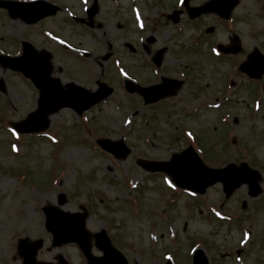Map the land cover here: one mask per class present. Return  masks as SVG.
I'll return each instance as SVG.
<instances>
[{"label":"rangeland","instance_id":"obj_1","mask_svg":"<svg viewBox=\"0 0 264 264\" xmlns=\"http://www.w3.org/2000/svg\"><path fill=\"white\" fill-rule=\"evenodd\" d=\"M51 1L65 9L34 25L0 9V55L16 54L28 39L52 53V75L63 84L75 82L95 90L106 72L118 86L113 95L83 114L62 108L50 114L43 133L20 135L13 124L36 109L38 90L30 79L0 62L4 83L0 90V264H19L17 243L25 237L44 240L37 259L54 261L62 254L75 264H86L76 243L52 245L42 210L49 205L71 212L86 206V228L92 234L106 229L130 264H164L169 255L177 264H192L189 254L196 245L204 248L207 264H264V75L249 86L233 65L246 60L256 47L264 53V0H237L231 22L215 13L190 19L185 10L178 12V23L170 19L156 30L152 11H161L154 8L156 0L142 1L149 5L150 19L137 26L130 0H124L121 9L99 0L95 29L75 24L70 17L82 15V0ZM207 1L191 0L190 6ZM46 30L69 48L63 50ZM235 33L241 50L220 55L217 43H235ZM147 35L158 38L149 46L162 52L159 72L189 73L174 95L156 105H145L138 94H127L117 77L121 62L141 82L156 78L147 68V50L141 45ZM126 41L135 46L133 53ZM79 49L92 56L81 53L83 60L76 55ZM99 137L123 138L131 152L117 159L97 145ZM190 143L212 167L248 161L262 173V192L252 197L244 184L225 199L217 183L196 196L177 188L163 172L148 171L137 163L169 160ZM62 193L64 203L59 202ZM246 229L251 231L248 242L242 240ZM92 241L93 253L101 255L94 236ZM151 255L157 259H150Z\"/></svg>","mask_w":264,"mask_h":264},{"label":"water","instance_id":"obj_2","mask_svg":"<svg viewBox=\"0 0 264 264\" xmlns=\"http://www.w3.org/2000/svg\"><path fill=\"white\" fill-rule=\"evenodd\" d=\"M188 1L186 0V3ZM235 3L236 0H211L204 6L192 8L190 12L196 15L214 10L228 17ZM0 6L7 7L11 15H20L28 22H34L57 11L56 6L44 0L32 3L0 1ZM95 11L96 8L92 11V14ZM220 48L224 49L221 45ZM238 49L240 47H234L232 50ZM1 61L4 65L22 70L25 75L39 83L42 89L38 109L30 113L26 121L16 124L17 129L21 132L37 131L46 128L49 123L48 115L62 107H72L78 113H82L85 109L112 92L111 88L108 90L101 88L96 93H90L73 83L67 85L69 90H63L58 79L49 78L47 75L49 68L36 61L28 45H26V53L23 57L14 60L11 58H2ZM242 69L248 71L252 76L261 77L264 73V55L258 49H255L249 55V60L242 65ZM46 78H49L50 81ZM0 86L2 87V82ZM136 88L146 96L147 101L157 99L163 92L160 86L148 88L138 86ZM99 144L119 158L126 157L130 152L122 141L113 143L110 140L101 139L99 140ZM139 163L144 168L152 171H165L172 176L173 180L179 186L199 193H204L208 186L217 182L223 183L227 196L242 183L249 184L250 194L253 196L259 194L261 191L258 185L260 180L259 171L251 169L246 162L241 163L240 166H237L235 163H230L223 168L208 167L192 146L181 153L173 154L170 161H139ZM64 201V197L60 196V203ZM44 212L47 217L46 226L54 236V245H62L70 241L77 242L88 257L89 264H127L121 253L110 244L105 230L97 235L98 244L105 252L104 257L97 258L92 255L90 233L85 228L86 211L84 213H71L54 206H49L44 208ZM19 244L20 252L24 257L23 264H47L36 260L37 250L43 244L42 239L33 243H29L27 239H24ZM60 261L61 264H68L63 257L60 258ZM207 263V259L203 256L202 251L199 250L195 256L194 264Z\"/></svg>","mask_w":264,"mask_h":264},{"label":"flooded vegetation","instance_id":"obj_3","mask_svg":"<svg viewBox=\"0 0 264 264\" xmlns=\"http://www.w3.org/2000/svg\"><path fill=\"white\" fill-rule=\"evenodd\" d=\"M109 1H111V3L113 4V6L115 7V8H118V9H121L122 8V5H123V2H124V0H109ZM158 2H159V5H160V7H162L163 8V11L161 12V14H159V19H158V21H157V24L159 25V24H161V23H163V22H165V25H166V23H167V20H170V18H171V15L173 14V12H174V10H176L177 9V6H176V0L175 1H172V2H166V0H158ZM182 12V11H181ZM132 18H133V20H134V15H133V13H132ZM179 20V19H178ZM123 26H125V25H123ZM158 40V38L156 37V38H154V41L155 40ZM155 52V53H154ZM152 51V46H150V51H147L146 52V54H145V56H147L148 57V60H146V62H147V68L152 72V74L154 75V76H156L154 73H153V71H154V69H156V68H161V66L160 67H156V64H155V57L157 56V52L156 51ZM179 63V62H178ZM164 73L165 74H168V75H170V76H172V77H178V76H175L174 74H172V73H167L165 70H164ZM154 78V77H153ZM147 79L146 81H143V82H141L142 84H145V85H149V84H155V83H158V82H160L161 81V76H157L156 78H154V79ZM98 82V81H97Z\"/></svg>","mask_w":264,"mask_h":264},{"label":"bare ground","instance_id":"obj_4","mask_svg":"<svg viewBox=\"0 0 264 264\" xmlns=\"http://www.w3.org/2000/svg\"><path fill=\"white\" fill-rule=\"evenodd\" d=\"M53 117V116H52Z\"/></svg>","mask_w":264,"mask_h":264}]
</instances>
